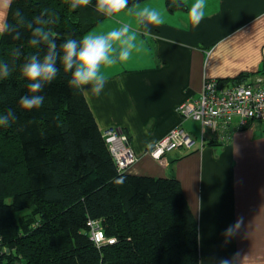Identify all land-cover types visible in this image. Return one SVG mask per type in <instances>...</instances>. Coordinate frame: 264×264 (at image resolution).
<instances>
[{"label":"trees","instance_id":"1","mask_svg":"<svg viewBox=\"0 0 264 264\" xmlns=\"http://www.w3.org/2000/svg\"><path fill=\"white\" fill-rule=\"evenodd\" d=\"M144 1L129 0V7ZM95 3L72 10L68 0H13L8 21L16 23L17 10L27 20H51L59 45L107 19ZM172 5L165 0L167 10L183 6ZM20 32L18 40L0 36V63L13 67L0 80V114L16 113L14 123L0 126V264H200L197 223L179 182L118 170L88 102L62 67L44 88L41 108L20 107L28 92L20 69L46 50L28 43V29ZM250 76L240 73L229 85ZM89 220L114 243L96 245Z\"/></svg>","mask_w":264,"mask_h":264},{"label":"crops","instance_id":"2","mask_svg":"<svg viewBox=\"0 0 264 264\" xmlns=\"http://www.w3.org/2000/svg\"><path fill=\"white\" fill-rule=\"evenodd\" d=\"M192 3L183 0L174 11L165 0L140 3L159 10L163 23L152 37L139 29L130 59L105 69L104 91L86 101L101 131L116 126L128 135L136 161L126 173L179 182L197 223L200 264H264L263 124L241 126L234 118L212 133L177 111L200 96L206 78L229 85L240 73L264 77V0H206L194 29L187 19ZM121 22L138 27L125 11L90 32L106 33ZM177 127L192 144L167 152L160 164L149 150Z\"/></svg>","mask_w":264,"mask_h":264},{"label":"clouds","instance_id":"3","mask_svg":"<svg viewBox=\"0 0 264 264\" xmlns=\"http://www.w3.org/2000/svg\"><path fill=\"white\" fill-rule=\"evenodd\" d=\"M92 0H68L72 10L87 7ZM13 0H0V36L11 35L14 40L21 36L20 29L24 27L30 31L28 43L39 49L46 50L43 55L39 51L27 57L20 71L26 80L28 92L21 96L19 105L24 110H34L42 107L45 97L44 88L53 83L61 73L69 75V85L78 91L86 100L99 97L107 84L105 69L118 63L127 62L136 47L139 29L143 34L152 37L151 29L163 23L159 10L147 5L133 4L129 7V0H96L95 10L107 18H116L122 12L136 19L137 28L128 23H120L106 33H86L77 39H66L57 44V33L50 24L51 20L37 16L32 20L25 19L22 12L17 10L16 23L8 21V12ZM183 0H173L174 7H181ZM206 0H194L188 7L187 19L191 28H196L205 15ZM18 56L19 52L14 53ZM13 67L8 63H0V80L7 79L12 74ZM16 120V113L12 109L0 114V126L9 127ZM123 177L116 180L122 183ZM235 226L225 230V235H231ZM219 264H233L229 259H222Z\"/></svg>","mask_w":264,"mask_h":264},{"label":"built area","instance_id":"4","mask_svg":"<svg viewBox=\"0 0 264 264\" xmlns=\"http://www.w3.org/2000/svg\"><path fill=\"white\" fill-rule=\"evenodd\" d=\"M177 111L212 133L228 128L234 118L241 126L254 120L264 126V77L255 76L235 85H221L217 78H206L200 96L181 104ZM188 135L182 128L172 129L149 150V155L164 164L167 152L190 146L192 138ZM102 137L117 169L126 172L136 161L128 135L119 127L111 126L102 130ZM88 227L96 245L114 243V238L105 236L98 220H89Z\"/></svg>","mask_w":264,"mask_h":264},{"label":"rangeland","instance_id":"5","mask_svg":"<svg viewBox=\"0 0 264 264\" xmlns=\"http://www.w3.org/2000/svg\"><path fill=\"white\" fill-rule=\"evenodd\" d=\"M96 27H97V26H96ZM96 27H95V28H96ZM93 29H94V28H93ZM182 118H183V117H182ZM183 119H185V118H183ZM202 129H203V128H202ZM205 130H206V129H205ZM187 135H188V133H187ZM188 136H189V135H188ZM190 137H191V136H190ZM191 138H192V137H191ZM192 141H193V139H192ZM191 144H192V143H191ZM191 144H190V145H191Z\"/></svg>","mask_w":264,"mask_h":264}]
</instances>
